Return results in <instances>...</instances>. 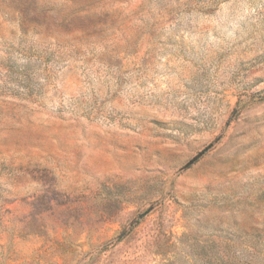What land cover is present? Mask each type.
Segmentation results:
<instances>
[{
    "label": "rangeland",
    "instance_id": "374dc122",
    "mask_svg": "<svg viewBox=\"0 0 264 264\" xmlns=\"http://www.w3.org/2000/svg\"><path fill=\"white\" fill-rule=\"evenodd\" d=\"M0 264H264V0H0Z\"/></svg>",
    "mask_w": 264,
    "mask_h": 264
},
{
    "label": "water",
    "instance_id": "95a60500",
    "mask_svg": "<svg viewBox=\"0 0 264 264\" xmlns=\"http://www.w3.org/2000/svg\"><path fill=\"white\" fill-rule=\"evenodd\" d=\"M201 155L202 154H200L199 156H201ZM198 157L194 158L189 164H187L186 168L189 167L191 164H193L198 159Z\"/></svg>",
    "mask_w": 264,
    "mask_h": 264
}]
</instances>
